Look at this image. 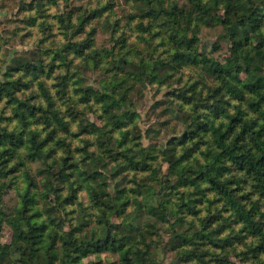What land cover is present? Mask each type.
I'll use <instances>...</instances> for the list:
<instances>
[{
	"label": "trees",
	"instance_id": "16d2710c",
	"mask_svg": "<svg viewBox=\"0 0 264 264\" xmlns=\"http://www.w3.org/2000/svg\"><path fill=\"white\" fill-rule=\"evenodd\" d=\"M169 1L166 5V0H139L141 5H137V16L150 20L161 18L160 27L173 50L167 64L173 62V66H194L203 70L216 82L212 92L218 96L216 101H223V104L210 103L201 123L193 129L190 127V131L183 133L179 139L169 142L167 146L165 144L160 148V153L177 170L176 178L180 187L200 188L202 185L201 194L209 193L218 202H222V209L230 211L234 223L240 225L238 232L252 239L249 244H242L243 248L254 259H258V256L264 255V0H220L225 4L223 14L217 11L219 0H187L188 8L183 5L180 7L176 0ZM193 19L202 26L222 27L223 33L220 36L229 44L228 67L203 53L192 51L191 37L185 26ZM76 20L80 26L86 22L83 15ZM84 31L79 28L77 34ZM92 31L90 29L81 41L69 39L60 48L51 50V71L55 67V58L65 65L64 73L56 75L58 83L53 85L56 88L54 92L46 84L50 71L42 65L40 55L38 62L24 60L23 65L6 69L4 78L0 77V100L8 96L5 103L10 112L5 117V123L0 125V177L5 178L18 172L28 173L25 169L27 162H38L41 165L38 186L28 174L30 181L22 192L19 218L12 219L17 230L14 241L21 244L23 254H28L29 264H80L77 261L80 256L104 251L117 252L122 264H146L148 245L142 239L141 229L128 225L121 231L124 232L121 235L117 233L119 230L116 225L107 220L109 213L122 211L123 205L115 204L109 194L92 193L91 196L101 212L100 235L92 232V236L79 239L72 231L60 233V224L54 216L55 211L60 213L61 203L65 199L60 193L64 184L67 183L70 192L68 197L74 199L73 185L77 180L82 181L83 175L94 177L96 174L100 178L106 174L116 176V173L129 168L147 171L149 166L147 158L151 147L146 149L141 145H130L129 127L137 115L130 108L121 109L127 101L126 94L120 91L128 80L124 74L122 77L114 74V79L111 78L97 92L90 87L83 88L81 79L77 76L74 78V69L80 68L76 66L78 62L75 60L80 59L83 65L99 63V59H94V56H99V52L90 50L95 38ZM254 37L257 40L251 45ZM212 48H217V45L213 44ZM164 50L167 51V48ZM112 60L116 62L114 58ZM158 61L162 66L166 63ZM120 62L128 65L127 68L133 67L139 71L137 74L130 71L132 77L129 79L136 80L141 72L147 70L141 61H127L125 55L121 56ZM241 71L245 73L243 79ZM70 86L75 97L69 93ZM223 92L228 102L221 98ZM191 93L197 91L192 89ZM229 96L238 102L236 104H242L243 108L239 105L233 109L224 106L230 103ZM91 99L101 104L104 113L101 115L104 125L97 128L99 135H106V127L110 128L111 134L106 142L95 141L98 153L94 152L96 149L88 153L89 162L83 164V175H80L78 164L68 162L73 158L65 140H57L58 143L62 141L67 148L66 155L59 157L58 161L51 157L56 148L50 146V143L55 136H64L63 133L68 132L71 120L68 116L73 115L74 105L90 102ZM187 142H192L189 147L186 146ZM201 142L203 148L199 149ZM104 160L114 162L111 171L107 169ZM56 167L57 173L53 171ZM69 177L74 179L69 181ZM5 185L0 184V191ZM33 189L41 191L38 198L41 197L45 203L42 211L39 207L34 208L38 198ZM145 191L144 201L141 203L134 199V205L147 214L161 215L162 211L152 204L155 191L150 185L145 186ZM197 212L194 209L192 214ZM201 222V227L190 224L197 229L192 235H177L181 248L183 245L190 246L187 247L188 259L207 264L205 251L196 255L193 248L198 245L221 248L229 244V239L221 236L223 226L211 228L210 217ZM208 227L210 229L207 230ZM239 241H242V237ZM3 259L0 257V263ZM258 261L263 263L260 259ZM24 264L28 263L25 261Z\"/></svg>",
	"mask_w": 264,
	"mask_h": 264
},
{
	"label": "rangeland",
	"instance_id": "374dc122",
	"mask_svg": "<svg viewBox=\"0 0 264 264\" xmlns=\"http://www.w3.org/2000/svg\"><path fill=\"white\" fill-rule=\"evenodd\" d=\"M176 1L180 7L182 5L189 7L187 0ZM169 2L166 0L165 4ZM137 5H141L139 0H0L1 78H4L6 69L19 67L23 65L24 60L38 62L37 58L40 55L42 65L50 71V78H47L46 84L54 92L56 88L53 85L58 83L55 80L56 75L64 73L65 65L55 58L56 60H53L55 67L51 71L53 58L51 50L60 48L69 39L81 41L80 39L86 38L90 29H93L95 38L90 50L99 52V58L94 56V59H99V63L83 65L80 59L75 60L78 62L76 66L80 68L74 69L76 70L73 72L74 78L77 76L81 79L83 88L90 87L92 91L97 92L102 90L101 87L107 85L111 78L114 79V74L120 77L124 74L128 80L121 86L120 91L126 94L127 101L125 107L121 109L130 108L136 111L137 115V119L129 127L130 145L137 144L138 147L141 145L146 149L151 147L147 158L149 163L147 171L129 168L122 173H116V176L106 174L100 178L95 173H92L95 174L94 177L83 175V164L89 162L88 153L96 149L95 141L106 142L111 130L106 127L104 128V131H107L106 135H99L97 128L104 125L101 116L104 113L100 103L91 99L90 102L75 104L73 115L71 113L72 116H68L71 118L68 132L63 133L64 136H55L50 143V146L56 148L51 157L58 161L59 157L66 155L67 148L62 144L65 140L73 158L68 162L77 163L80 167L79 174L83 175L81 176L83 182L77 180L73 185L74 199L68 197L70 192L67 183L61 188L60 193L65 199L61 203L60 213L55 211L54 215L58 219L56 222L60 224V233L72 231L79 239L83 236H92V232L102 234L99 224L101 212L94 205L91 196L92 193L109 194L115 204L123 205L122 211L109 213L107 220L116 225L119 230L117 233L121 235L124 233L121 231L128 225L141 229L142 239L148 245L146 264H203L202 261L187 258V247L190 246L183 245V250L177 234L192 235L193 231L197 230L194 227H201L203 224L201 220L207 217L211 218V228L223 226L221 236L228 237L229 244L221 248L198 245L193 248L196 255L205 251L204 259L207 264H258L259 259L264 264V255L254 259L245 251L242 244H249L252 239L249 235L238 232L240 225L234 223L230 211L222 209V202H218L209 193H206V196L201 194L202 185L200 188L180 187L176 178L177 170L175 171L160 153V148L165 144L167 146L169 142L179 139L183 133L189 132L190 127L193 129L201 123L210 103L220 105L223 101H216L218 96L213 94L212 90L217 84L200 68L173 66V62L167 64L173 50L160 27L161 18L156 17L152 20L140 18L137 16ZM224 9L225 4L219 0L217 11L223 14ZM80 15L86 19L81 25L83 27L76 20ZM79 28L85 29L84 33L77 34ZM185 30L191 37L192 51L203 53L228 67L229 44L220 36L223 33L221 26H202L193 19L186 24ZM256 40L254 37L251 45L255 44ZM213 44L217 45V48H212ZM122 55L126 56L127 61H141L147 69L145 73L141 72V76L139 75L136 80L129 79L132 77L130 71H134L135 74L139 71L122 64L120 62ZM158 60L166 63L164 66L159 65ZM155 65L156 67L152 69L151 67ZM240 76L243 79L245 73L242 72ZM72 89L70 86L69 93L75 97ZM189 89L197 93L192 94ZM7 98L8 96L0 100V125L5 123V117L10 113L8 104L5 103ZM221 98L228 102L225 92ZM228 98L230 103L224 106L228 105L233 109L239 105L241 109L243 108L242 104H236L238 102L231 96ZM56 130L60 131L59 128ZM58 139H61L62 143H58ZM191 143L187 142L186 146L189 147ZM202 148L201 142L199 149ZM94 152L98 153L97 149ZM195 154L199 155L197 152ZM104 161L107 169L111 171L115 166L114 162ZM40 168L38 162H27L25 169L28 173L18 172L5 178L0 177V184H6L0 191V257H4L0 264H24L25 261L29 264L28 254H23L21 244L14 241L17 230L12 224V219L19 218L22 192L30 181L28 174L37 184L41 179ZM53 171L57 173L58 167ZM72 179L74 177H69V181ZM147 185L155 191L152 204L162 211L161 215L147 214L134 205V199L141 203L144 201L143 192H146ZM40 192L36 190L37 198ZM43 205L45 206V203L40 197L34 208L39 207L42 211ZM194 209L198 211L195 215L192 214ZM42 216L45 215L42 213ZM52 228L57 229L56 226ZM77 261L80 264H122L119 254L112 251L92 252L80 256Z\"/></svg>",
	"mask_w": 264,
	"mask_h": 264
}]
</instances>
